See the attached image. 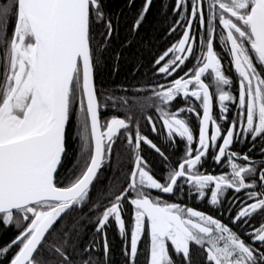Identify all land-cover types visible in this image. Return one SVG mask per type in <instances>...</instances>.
Segmentation results:
<instances>
[{
  "label": "snow or ice",
  "instance_id": "1",
  "mask_svg": "<svg viewBox=\"0 0 264 264\" xmlns=\"http://www.w3.org/2000/svg\"><path fill=\"white\" fill-rule=\"evenodd\" d=\"M0 264H264V0H0Z\"/></svg>",
  "mask_w": 264,
  "mask_h": 264
},
{
  "label": "trees",
  "instance_id": "2",
  "mask_svg": "<svg viewBox=\"0 0 264 264\" xmlns=\"http://www.w3.org/2000/svg\"><path fill=\"white\" fill-rule=\"evenodd\" d=\"M124 3V0H111L112 7L119 11L120 7ZM168 0H154V11L155 8H160L162 6L167 5Z\"/></svg>",
  "mask_w": 264,
  "mask_h": 264
}]
</instances>
